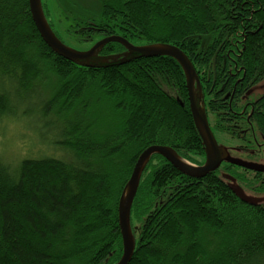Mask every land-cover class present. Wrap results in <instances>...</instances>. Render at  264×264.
Masks as SVG:
<instances>
[{"label": "trees", "instance_id": "16d2710c", "mask_svg": "<svg viewBox=\"0 0 264 264\" xmlns=\"http://www.w3.org/2000/svg\"><path fill=\"white\" fill-rule=\"evenodd\" d=\"M95 1L98 15H72L67 34L90 46L110 34L176 45L195 69L210 129L232 140L247 124L228 116L240 79L250 89L252 136L264 145V0ZM41 3L47 19L50 2ZM124 50L108 42L99 55ZM49 75L51 95L38 115L61 118L56 143L67 154L0 155V264H114L122 253L118 199L138 155L158 144L203 160L184 73L170 56L71 62L44 43L27 0H0V120L15 116ZM261 173L223 163L193 178L151 155L130 208L128 264H264V202L241 201L226 178L264 195Z\"/></svg>", "mask_w": 264, "mask_h": 264}, {"label": "water", "instance_id": "95a60500", "mask_svg": "<svg viewBox=\"0 0 264 264\" xmlns=\"http://www.w3.org/2000/svg\"><path fill=\"white\" fill-rule=\"evenodd\" d=\"M31 19L44 43L57 55L77 64L108 66L126 63L133 58L170 56L180 65L184 76L188 94V104L191 117L197 133L201 139L204 151V162L195 166L185 161L172 147L153 144L146 147L137 157L129 178L120 194L117 204L118 226L121 234L122 253L114 264H128L131 260L135 239L130 226V208L139 185L142 171L151 155L159 154L171 163L179 172L193 178H201L216 170L223 162H229L242 168L264 172V164L245 161L231 157L227 149L219 145L210 129L201 86L195 69L188 56L176 45L169 43L133 44L118 34H110L96 40L87 49H77L65 44L54 33L46 19L41 0H27ZM108 42H117L124 47L119 55H99L101 48ZM228 187L243 202L251 205L264 202V196L257 197L245 193L235 182V179L227 176Z\"/></svg>", "mask_w": 264, "mask_h": 264}, {"label": "rangeland", "instance_id": "374dc122", "mask_svg": "<svg viewBox=\"0 0 264 264\" xmlns=\"http://www.w3.org/2000/svg\"><path fill=\"white\" fill-rule=\"evenodd\" d=\"M48 1L50 4L47 8V20L50 22L53 30L58 34V36H60L61 40L65 44L74 48L87 49L90 45L87 43H78V41L72 38L70 34H67L66 28L69 27L72 22V15L79 14L90 17L98 15L99 11L96 7V1ZM46 5L47 2L45 1V7ZM71 31H73L72 28ZM95 37V41L100 38L98 35H95ZM134 42L136 44H143L142 40H136ZM53 83L54 78L52 75H49L47 79H44L40 89H37L35 94L29 97L26 103H24L22 106H17L15 116L11 115L0 120V155L2 154L4 158L17 160L20 157H37L41 156L42 154L54 155L61 158L65 157L67 154L66 152H63V150L60 149L59 145L56 143L60 140L62 133L61 118L56 117L53 114H48L47 116L43 117L38 115L39 104L42 102V100L48 98L51 95V85ZM17 109L19 110L18 112ZM45 109H47L46 106ZM215 135L218 139L217 143L224 146L226 149L230 147V144L234 145L235 143L234 140L228 139L226 136H224V134L216 132ZM234 156L239 157V159L242 157L243 159L250 160L245 154L242 153H234ZM184 160L195 166L201 165L202 163H194L186 159ZM220 166L221 164L219 167ZM250 194L257 197L264 196L257 195L255 193Z\"/></svg>", "mask_w": 264, "mask_h": 264}, {"label": "flooded vegetation", "instance_id": "af4514ba", "mask_svg": "<svg viewBox=\"0 0 264 264\" xmlns=\"http://www.w3.org/2000/svg\"><path fill=\"white\" fill-rule=\"evenodd\" d=\"M103 37V36H102ZM234 75V74H233ZM240 79H238L234 84H233V87H232V92H231V97L229 98V102H233V107L234 109H232L231 107V111L230 113L228 114L229 117L231 118H241L242 121L246 122L247 124L245 126H243L242 129H239V138H235V143L234 145H229L230 147H228V152L230 154L231 157H234V158H238L239 157H236L234 156V153H240L242 152V149L241 151H239L238 148H236L237 146L238 147H245V149L249 152V155L247 156L250 160L248 159H243L241 157L242 160H245V161H251V162H254V163H259V164H264V145L261 144V142H257L255 143L254 141V137L252 136V128H251V125L249 124V119H250V115L252 113V101L250 102V100H248V96L247 94L250 93V89L248 86H244L242 83L240 84H237L239 82ZM239 96V97H238ZM228 97V93H226L225 95V98ZM243 100V103H242V109L240 111L236 110L239 105L241 103V101ZM246 107H249L250 108V113L248 115H244L243 112L245 111V108ZM233 124V122H232ZM237 126V125H236ZM213 132V135L216 139V141H218L214 131ZM239 140H242V144L240 143H237L239 142ZM251 141H254L252 142L253 144H251L250 146H248V142H251ZM246 142V143H244ZM255 144V146H254ZM236 146V147H235ZM242 154H245V153H242ZM246 155V154H245ZM204 162V156H203V160H202V163L203 164ZM223 163H228L229 162H226V161H223L221 163V165ZM232 164V163H230ZM234 165L235 167H237L238 165H235V164H232ZM240 167V166H238ZM242 168V167H240ZM245 169V168H243ZM249 170V169H247ZM215 171V170H214ZM253 171V170H252ZM263 176H264V172L261 173Z\"/></svg>", "mask_w": 264, "mask_h": 264}]
</instances>
